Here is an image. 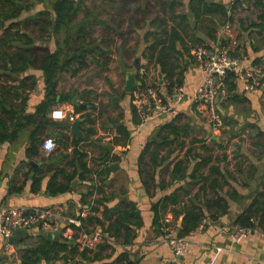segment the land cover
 Listing matches in <instances>:
<instances>
[{
  "label": "crops",
  "instance_id": "1",
  "mask_svg": "<svg viewBox=\"0 0 264 264\" xmlns=\"http://www.w3.org/2000/svg\"><path fill=\"white\" fill-rule=\"evenodd\" d=\"M73 1L75 7L80 6L79 13L57 32L53 25L43 35L35 28L31 32L35 42L53 52L60 51L61 62L80 50L96 47L105 51L111 45L112 61L106 71L98 68L92 58L89 67L77 75L70 68L59 80L57 95H49L42 70L29 68L26 73L15 74L16 79L0 78V84L6 87L18 86L17 77L37 78L36 86L24 93L28 96L22 108L25 117L20 121L25 126L11 127L9 134L16 132V136L0 142V211L6 207H56L78 221L72 224L76 231L100 230L106 240L84 256L86 249L74 240L60 234L58 239L56 235L49 237L50 231L38 227L30 230L19 245L13 243L15 249L10 252L0 234V264H26L24 251L45 239L63 241L69 249L61 254L67 259L41 261L46 264H264V222L259 221L243 238H233L240 226L238 218L264 206V84L259 91L251 90L233 71L236 87L218 103L225 125L214 132L197 112L195 95L204 75L192 59L193 48L205 43L230 46V54L238 57L246 70L264 64V6L257 5V0H163L168 6H163L161 16L176 26L180 36L176 48L183 55L171 50L161 63L167 71L161 83L162 66L156 64V56L151 58L147 47L154 39L153 35L147 37V31L156 32V27L148 28L146 20L134 24L132 50L127 43L123 51L116 53L112 46L116 45V33L120 34L118 23L127 11H121V4L110 0ZM53 2L18 1L20 16L15 21L49 10L55 19ZM104 15L108 19L104 20ZM85 26L87 30L80 34ZM14 45L23 46V41ZM137 58L140 68H147V75L142 79L137 71L135 90L144 88L145 81L147 87H156L166 96L167 84L177 76L182 78L186 98L170 113L142 120L132 103L135 90H125L127 75L136 70ZM116 59L121 80L111 75ZM170 71L176 76L168 75ZM68 75L78 79L71 88L64 83ZM97 77L104 80L105 86L79 89V84H88ZM80 94L83 98L74 104L73 97ZM13 100L17 106L22 102L20 97ZM54 109H63L66 116L54 119ZM14 120L19 122L18 117ZM77 120L81 136L72 129ZM48 137L58 143L51 153L43 148ZM220 197L226 211L213 217L207 202ZM194 208L207 216V226L186 236L189 251L178 256L164 238L163 220L171 217L181 230L187 212ZM62 225L66 227L67 222Z\"/></svg>",
  "mask_w": 264,
  "mask_h": 264
},
{
  "label": "trees",
  "instance_id": "2",
  "mask_svg": "<svg viewBox=\"0 0 264 264\" xmlns=\"http://www.w3.org/2000/svg\"><path fill=\"white\" fill-rule=\"evenodd\" d=\"M18 1L23 2L30 0H0V31L3 32L2 36H0V70L9 71L7 74H3L0 71V78L7 76L9 78L16 79L15 74L19 76L22 72H28L29 68L42 70L45 73L46 81L48 83L49 95H57L59 80L62 79L64 72L70 71L69 69L71 68L73 70V74L77 75L83 68L89 67L90 58H92L91 61H93L98 68L103 71L108 70L109 64L112 61V50H110L111 45H108V49L105 51L100 48L96 49V47L92 48V51L80 50L79 53L71 55L66 60L61 62L60 51L57 50L53 52L46 46L38 45L32 37L31 32L34 31L35 28H37L40 34L43 35L45 33H49L52 25L53 31L57 32L60 30L62 25H64L66 20L71 21L80 11V6L75 7L73 0H55V2H53V10L56 13L55 19L52 17V13L49 10L40 12L32 17H27L20 22L15 21L20 16ZM110 1L120 3L121 11H132V26H134V24H141L144 20H146L147 22L149 21L146 25L148 28L149 26L152 28L156 27V32L158 33L150 32V30L147 31V37L150 35L154 36V39L151 40V42H148L149 45L147 47L150 48L151 58L156 56V64L163 63L171 53V50L177 51L183 55L182 51H178L176 48V42L180 39L176 26L170 25V23L165 21L166 17L161 16V11L165 10L163 6H168L165 1ZM262 2L263 0H257V5L264 6V3ZM136 6L138 7L136 8ZM235 8H238V5H234V9ZM209 9L224 11L221 7H211ZM170 10L173 12L174 8L172 7ZM262 12L261 16L264 18V8L262 9ZM154 13H157V16H150V14ZM181 17L184 20L188 19L185 15H181ZM123 24L124 19L121 18L118 26ZM21 27H23L24 32H22L23 29H20ZM86 30L87 26L81 28L80 34ZM16 41H23V46H15L14 42ZM92 52L95 53L91 55ZM76 62L80 65L79 67L76 65ZM162 70V74H167V71L165 68L163 69V66ZM229 73L230 74L228 75L227 80L230 85L228 83V89L229 91H233L236 87L235 79L238 74L236 75V72L233 71ZM169 74L172 77L176 76L175 71H170L168 72V75ZM17 78L20 80L18 86L10 84L9 87H6L8 85L0 84V142L16 136V132L9 134V129L11 127L22 128L25 126V124H22L20 121V119L25 117L22 114V108L24 107V103L28 95L24 93L25 91L34 88L37 84V78L33 75H26L23 79H20V77ZM142 86L146 88L147 82L142 81ZM179 86H183V81L180 76H177L175 79L171 80L169 84H167V95L170 96L172 91ZM12 90L15 91L14 94H11ZM160 93L166 101L167 95H163L161 91ZM17 97H20L22 100L21 104L18 106L13 100ZM63 99H68V97L63 96ZM15 117H18L19 122L15 123ZM154 142L155 141H153L152 144ZM203 161L206 163L208 162V159ZM225 205L226 204L223 198H214L207 202V209L209 210V213H212L213 217H216L217 214H222L226 211ZM259 212H263L262 215H259ZM206 218L207 216L200 213L197 208L188 211L185 216V223L182 225L178 234L180 236H188L191 232L196 230ZM259 221L264 222V206H260L255 210H249L238 218V224L249 229L256 227V225L259 224ZM75 249L78 251L77 248ZM68 250L67 244L63 241L45 239L38 246L26 249L23 253V259L24 263L40 262L44 259L46 262L52 263L56 260L67 259L65 254H61L66 253ZM87 253L88 249L82 252L84 256H87Z\"/></svg>",
  "mask_w": 264,
  "mask_h": 264
},
{
  "label": "built area",
  "instance_id": "3",
  "mask_svg": "<svg viewBox=\"0 0 264 264\" xmlns=\"http://www.w3.org/2000/svg\"><path fill=\"white\" fill-rule=\"evenodd\" d=\"M230 29L231 26L227 25ZM230 46H209L207 44L197 45L192 50L193 64L202 71L204 82L196 92L197 112L211 126L214 132H220L225 120L218 110V103L226 99L229 95L228 74L237 71V74L246 81L247 86L254 91H259L264 84V64L258 65L253 70H246L242 67V62L238 57L230 54ZM139 75L145 78L147 68L141 67ZM186 98L184 86L176 87L169 98L165 101L160 90L156 87L148 86L134 91L132 103L137 109L143 121H148L155 116L170 113L177 104ZM54 119H62L66 116L63 109H54L51 113ZM75 117L71 116L73 120ZM57 141L48 137L44 140L43 148L48 153L56 150ZM63 227V223H66ZM78 221L74 218L66 217L63 211L56 207H6L0 211V234L5 240L7 251H14L15 246L10 241L11 236L18 229L33 230L41 228L45 231H58L62 238L71 239L83 250H93L106 240L105 235L100 230L76 231L72 224ZM165 225L164 238L170 245L172 251L178 256H184L190 248L189 239L178 234L177 225L171 217L163 220ZM207 226V219H204L196 230L191 232L196 234L203 231ZM248 228L238 226L233 234L235 241L243 238L249 233ZM23 264V263H15ZM26 264H46L44 262H33Z\"/></svg>",
  "mask_w": 264,
  "mask_h": 264
},
{
  "label": "rangeland",
  "instance_id": "4",
  "mask_svg": "<svg viewBox=\"0 0 264 264\" xmlns=\"http://www.w3.org/2000/svg\"><path fill=\"white\" fill-rule=\"evenodd\" d=\"M36 3H38V1H36ZM27 4L28 3H26V5ZM23 6H24V4H23ZM131 6H132V4H131ZM28 12L29 11H26L25 14H28ZM106 16H108V15H104L103 16L105 18L104 20L108 19ZM120 18L124 19L125 26L121 25V29H119L120 30V34L116 33L117 34V37H116V40H115L116 41V45L112 46L114 52H116V53H119L120 51H123L124 49L122 47L124 45H126L127 43L129 44V48H130L129 50H132V44H130V42H132V11L128 10L127 13L124 12L123 17H120ZM118 64H119V61L116 59L114 64H113V66H112L113 69L111 70V75H115L116 76V80L117 79L121 80L122 72H120V70L117 68ZM77 80L78 79L72 78L70 75H68V76H66L64 78V83L66 84L65 86L71 88L72 86L75 85ZM104 83L105 82H104V80L102 78L97 77V78H95L94 80H92L88 84H85V85L84 84H79V83L78 84L82 86L79 89H83L84 87H86V85H90L92 88L98 89L100 86L103 87ZM104 86H105V84H104Z\"/></svg>",
  "mask_w": 264,
  "mask_h": 264
},
{
  "label": "water",
  "instance_id": "5",
  "mask_svg": "<svg viewBox=\"0 0 264 264\" xmlns=\"http://www.w3.org/2000/svg\"><path fill=\"white\" fill-rule=\"evenodd\" d=\"M135 67H136V70H134V71H131V72H129L128 73V75H127V81H126V85H125V90L127 91V92H133L134 90H135V88H136V85H137V71L140 69V59L139 58H137L136 59V61H135ZM159 77H160V81H161V83H163V74H162V72H160L159 73ZM78 98H83V94H80L79 96H75V97H73V99H72V102L74 103V104H77L78 103ZM118 99V97L117 98H115V100H117ZM84 106H88V105H85V104H82V106L81 107H84ZM79 125H80V120H77V121H75L74 123H73V126H72V129H73V131H75L76 132V134L78 135V136H81L82 135V131L80 130V127H79ZM110 149L112 148V146L111 147H109ZM112 168H114V167H112ZM179 231H180V229H178ZM30 230L29 229H18L12 236H11V238H10V241L12 242V243H14V244H16V245H19L20 244V240L22 239V238H24V237H28V235H30ZM59 232L58 231H56V232H54V233H48V236L49 237H54L55 235H56V238L58 239L59 238Z\"/></svg>",
  "mask_w": 264,
  "mask_h": 264
}]
</instances>
